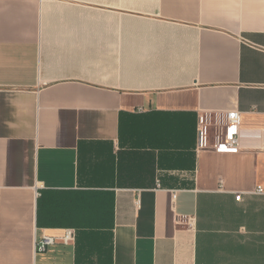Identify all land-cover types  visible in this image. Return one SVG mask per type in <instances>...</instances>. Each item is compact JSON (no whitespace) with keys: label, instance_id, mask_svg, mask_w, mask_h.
<instances>
[{"label":"crops","instance_id":"obj_1","mask_svg":"<svg viewBox=\"0 0 264 264\" xmlns=\"http://www.w3.org/2000/svg\"><path fill=\"white\" fill-rule=\"evenodd\" d=\"M263 185L264 0H0V264H264Z\"/></svg>","mask_w":264,"mask_h":264},{"label":"built area","instance_id":"obj_2","mask_svg":"<svg viewBox=\"0 0 264 264\" xmlns=\"http://www.w3.org/2000/svg\"><path fill=\"white\" fill-rule=\"evenodd\" d=\"M241 120V116L239 112H230L228 114V122L230 129H235L233 133H228L226 136V139L219 138L218 143L216 146V149L218 151H228V150H235L236 144H237V132L239 123ZM202 133V132H201ZM251 194L264 196V185L263 186H257L252 192H249ZM237 199H241V194L237 196ZM69 235H72V232H69ZM68 235V236H69ZM54 243V240L49 237H44L42 240L37 242V250L44 252L47 250L48 246L52 245Z\"/></svg>","mask_w":264,"mask_h":264}]
</instances>
